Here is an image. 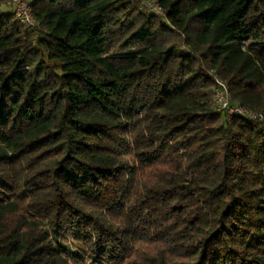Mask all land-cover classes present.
<instances>
[{"label": "trees", "instance_id": "obj_1", "mask_svg": "<svg viewBox=\"0 0 264 264\" xmlns=\"http://www.w3.org/2000/svg\"><path fill=\"white\" fill-rule=\"evenodd\" d=\"M0 0V264H264V0ZM6 6V7H5Z\"/></svg>", "mask_w": 264, "mask_h": 264}, {"label": "built area", "instance_id": "obj_2", "mask_svg": "<svg viewBox=\"0 0 264 264\" xmlns=\"http://www.w3.org/2000/svg\"><path fill=\"white\" fill-rule=\"evenodd\" d=\"M5 1L13 12L14 17L20 24L26 28L33 38L38 35V25L36 18L33 15L32 7L28 0H1ZM143 7L158 15L165 16L163 9L152 0H142ZM214 79V94L213 99L215 109L222 112L226 119H231L234 116H246L253 119H264V115L260 112L246 109L239 103H235L230 98V92L225 80L217 74L212 73Z\"/></svg>", "mask_w": 264, "mask_h": 264}, {"label": "rangeland", "instance_id": "obj_3", "mask_svg": "<svg viewBox=\"0 0 264 264\" xmlns=\"http://www.w3.org/2000/svg\"><path fill=\"white\" fill-rule=\"evenodd\" d=\"M6 7V6H5Z\"/></svg>", "mask_w": 264, "mask_h": 264}]
</instances>
